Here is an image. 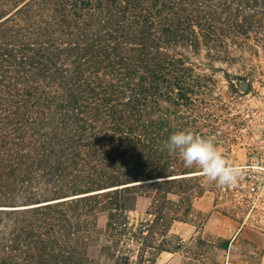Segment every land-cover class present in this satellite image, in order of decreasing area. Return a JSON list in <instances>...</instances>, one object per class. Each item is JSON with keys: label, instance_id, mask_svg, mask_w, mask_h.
Instances as JSON below:
<instances>
[{"label": "trees", "instance_id": "16d2710c", "mask_svg": "<svg viewBox=\"0 0 264 264\" xmlns=\"http://www.w3.org/2000/svg\"><path fill=\"white\" fill-rule=\"evenodd\" d=\"M257 44L264 0H0V264L187 253L173 227L196 218L202 177L162 143L212 136L195 70Z\"/></svg>", "mask_w": 264, "mask_h": 264}, {"label": "rangeland", "instance_id": "374dc122", "mask_svg": "<svg viewBox=\"0 0 264 264\" xmlns=\"http://www.w3.org/2000/svg\"><path fill=\"white\" fill-rule=\"evenodd\" d=\"M231 53L236 58L232 63L215 62L195 70L205 76L208 87L205 95L195 98L205 103L200 108L206 119L203 132H214L211 137L218 150L241 170V176L234 185L221 186L204 174L196 175L202 177L204 191L193 204L196 218L173 227L188 251L164 253L155 264H264V174L242 168L250 164L243 142L245 138L250 140L253 128L264 117V46L257 44L252 50L235 49ZM204 56L201 51L192 61L205 63ZM198 114L199 111L194 112L192 117L197 118ZM190 130L196 134V128ZM191 171L202 173L199 168ZM139 204L142 209L144 202ZM104 222L105 216L101 215L98 226ZM198 239L220 243V247H224L222 241L229 244L226 250L198 247ZM97 254V247L89 249L92 258Z\"/></svg>", "mask_w": 264, "mask_h": 264}, {"label": "clouds", "instance_id": "9594fccd", "mask_svg": "<svg viewBox=\"0 0 264 264\" xmlns=\"http://www.w3.org/2000/svg\"><path fill=\"white\" fill-rule=\"evenodd\" d=\"M162 149L170 155L178 154L185 168L196 166L205 177L221 186L234 185L241 176V170L218 150L214 137L179 130L163 141Z\"/></svg>", "mask_w": 264, "mask_h": 264}, {"label": "built area", "instance_id": "2783aa9c", "mask_svg": "<svg viewBox=\"0 0 264 264\" xmlns=\"http://www.w3.org/2000/svg\"><path fill=\"white\" fill-rule=\"evenodd\" d=\"M262 120V123H258L253 128L250 140L245 138L243 142L248 151L247 156L250 164L242 168L264 174V117Z\"/></svg>", "mask_w": 264, "mask_h": 264}, {"label": "water", "instance_id": "95a60500", "mask_svg": "<svg viewBox=\"0 0 264 264\" xmlns=\"http://www.w3.org/2000/svg\"><path fill=\"white\" fill-rule=\"evenodd\" d=\"M203 173H198V174H191L189 176H196V175H202Z\"/></svg>", "mask_w": 264, "mask_h": 264}, {"label": "crops", "instance_id": "0c3cea01", "mask_svg": "<svg viewBox=\"0 0 264 264\" xmlns=\"http://www.w3.org/2000/svg\"><path fill=\"white\" fill-rule=\"evenodd\" d=\"M172 255V254H171Z\"/></svg>", "mask_w": 264, "mask_h": 264}]
</instances>
